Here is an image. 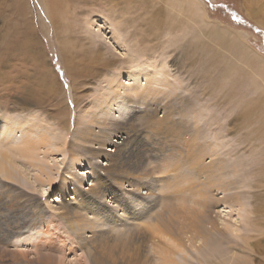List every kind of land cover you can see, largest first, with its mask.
<instances>
[{
	"label": "rangeland",
	"instance_id": "rangeland-1",
	"mask_svg": "<svg viewBox=\"0 0 264 264\" xmlns=\"http://www.w3.org/2000/svg\"><path fill=\"white\" fill-rule=\"evenodd\" d=\"M30 1L33 25L39 32L33 57L27 54L29 40L19 41L18 38L31 25L28 10L23 15L14 7L13 0H0V115L13 120L25 119L33 126L31 137L26 139L34 144L35 153L32 159L11 153L20 169L11 168L13 178L10 179L0 173L3 197H23L26 202L41 203L46 208L48 220L53 221L51 228L56 227L64 237H68L64 231L70 235L72 228L60 217L64 210L61 201L64 194L70 202L77 201L80 208L78 213L72 211L71 216L75 220L80 217L82 223H89L93 229L106 228L99 232L106 233L103 240L109 244H118L110 248L114 250L116 264H133L134 256L139 253L143 264H166L164 257L181 259L184 264L185 256L194 263L198 256L208 264H235L229 262L227 256L219 258L220 255L211 254L213 250L197 251L188 242L184 227L194 224V219L202 223L212 218L220 226H227L233 243L239 244L235 250L245 264H264V166L255 164L261 162L262 151L259 150L264 147L261 141L264 136V83L254 86L248 83L246 75L237 80L231 74L237 68L236 72H256L258 67L244 65L240 54L222 59L212 50H195L202 43L199 37L186 33L183 28L172 32L164 19L166 14L156 19L158 30L152 34L148 32L146 29L151 27L143 23L165 8L158 0H150L145 22L138 6L129 7L127 14L117 19L115 14L77 10L69 14L68 27H60L58 32L51 27L49 33L41 31L45 16L35 0ZM198 4L212 22L241 34L246 50L264 59V0H198ZM89 18L93 19V27L87 25ZM47 24L50 26L49 20ZM90 32L99 36L89 38ZM145 36L151 45L146 60L141 48L136 55L132 53L133 42H140ZM62 41L67 42L63 55L60 53ZM135 57L141 58L143 63L152 58L148 80L131 78ZM104 62L107 66H100ZM227 65L232 68L229 72ZM67 67L81 74L71 78ZM156 78L160 80L155 81ZM116 80L122 82L121 94L114 99L116 103L98 112L100 123H108L106 130L111 129L112 138L109 140H116L111 143L117 142L122 135L117 129L131 120L135 121L137 137L127 156L121 159L120 171L113 174V178L117 177L106 179L104 190L91 195L86 188L98 181L94 173L96 163L107 160L89 156L86 148L93 143L73 145L78 133L73 120L77 114H97ZM251 99L259 102L252 104ZM73 103L80 104L76 110ZM6 104L12 107L5 108ZM60 111L70 121L69 126L62 127L58 122L56 115ZM212 117L214 123H210ZM151 118L163 120L160 128L166 126V122L173 127L167 131L156 129ZM3 127L0 118V130ZM174 128L176 134L170 133ZM20 135L15 133L10 145L19 142ZM65 139V144H54ZM184 140L192 144V149ZM108 148L112 147L106 144L103 150ZM226 157L235 161L233 166L237 169L227 168L222 173L218 163ZM251 163L255 165L249 168ZM230 177H235L237 182L229 185L228 193H237L238 197L221 204L225 193L215 188L206 190V186L220 179L229 183ZM77 188L84 192L76 197ZM213 194L220 199L216 204L212 203ZM27 195H30L29 200ZM97 223L100 228L95 225ZM142 229H146L151 238L143 245L136 241ZM152 235L156 239L153 240ZM168 238L175 243L185 242L191 254L179 252L176 244L173 249L178 254L164 253ZM122 242L127 247H122ZM247 248L249 256L242 251ZM41 251L42 257L55 264L62 255L58 251ZM66 251L70 262L76 259L82 264H92L88 247L73 245V249L66 248Z\"/></svg>",
	"mask_w": 264,
	"mask_h": 264
},
{
	"label": "bare ground",
	"instance_id": "bare-ground-1",
	"mask_svg": "<svg viewBox=\"0 0 264 264\" xmlns=\"http://www.w3.org/2000/svg\"><path fill=\"white\" fill-rule=\"evenodd\" d=\"M158 1L165 4L164 5L165 8L160 9L159 11L154 13L153 19H149V20L147 19L145 22L144 20L146 19V17L144 16L149 11L148 8H149V5H151L150 0H142L139 2L136 0H35L37 4V8H39L42 11L41 13H43L45 16L44 18L45 20L42 19V23H41V31L44 33H49L51 27L53 31L54 29H56L58 32V29L60 27L63 28L67 26L68 24L66 23L68 22L66 21H68V17H70L69 14L71 12L75 13V11L77 10H80L82 13L87 12L90 14L93 13L94 11L106 13V14L109 13L110 15L115 14L116 15L115 19H117L120 17L122 18L124 14H127V12L129 11V7L133 8V6L134 7L138 6L142 11L139 15L141 16V19L145 22L143 24L145 26L147 25L151 27L150 30L146 29L150 33L151 32L154 33V31L158 30V26H157L158 23L156 19L159 18L161 14H166L165 18L164 17L163 18L167 20V23H169V29L172 32L175 30L182 31V28H183L186 33L190 32L192 34H196L199 37L198 41L202 43H199V45L196 46L195 50L197 51L201 50L202 52L212 50L218 57L222 59L226 58L227 56H235L236 54H240L242 55L241 59L244 65L246 66L251 65V66L258 67V69L255 68L256 72H249L248 70H241L239 72H236V70L239 68L233 70L231 74L233 75L235 79L239 80L241 75L242 76L246 75L247 81H249L248 83H250L251 85L261 86L260 84L264 83V78H262V76L264 75V59L262 58V56L260 54H257V53L255 54L251 52L249 49L246 50V46L243 42L244 38L241 34L237 32L232 33L230 30L225 29L224 27H221L219 24L215 22H212L207 17L204 10L201 9L200 5L198 4V0L197 1L196 0H158ZM13 2H14V7L18 9V11L22 12L23 15H25L24 13L27 12V10L31 14V18H29L30 14L27 12V14L29 15L28 19H31V25H28L24 34H22V36H18V38L20 39L19 41H23V40L27 41V39L29 40L30 50H27V54L33 57L35 53L33 47L37 49L36 48L37 41L35 39L39 38L38 36L39 32L33 25V21H32L33 9L30 4L31 1L30 0H13ZM91 19L92 18L87 19L88 21L86 20L87 25H89L88 27H93V24H92L93 19L92 20ZM48 20H49L50 26H48L47 24ZM135 20H138V19L135 18ZM135 32L137 33V31L136 30L134 31L133 33L134 36H136ZM144 33H141L143 37H144ZM94 35L92 32H90L89 38L93 39V37L96 38L97 36H99L98 34H96L95 36ZM210 37H212L215 41L212 40ZM62 42H63L62 43L63 45H60V53L63 55L67 49V42L66 41H62ZM94 42L95 40H93L92 43ZM138 44L140 45L139 47L137 46ZM138 48L142 49L143 51L142 57L143 59L146 60L147 51L151 50L149 39L146 36L140 42H135V41L133 42L132 44L133 52L132 53L136 55L139 52ZM69 52L72 54V51H68V53ZM151 59L152 58H148V61L143 63L141 62L142 61L141 58L135 57V62H133L135 63L134 64L135 68L133 69V71H131V74H130V76H132L131 78L133 79L134 77L136 79V78L145 77V80H148L147 77H151V75L148 74V72H151V70H149L151 67V64L149 63ZM243 64L241 66H244ZM101 65L102 67L107 66V62H104L103 64L100 63V66ZM78 66H81L80 63ZM155 67L156 66L154 64V68ZM240 69H243V68H240ZM67 70H68L69 75H71L70 76L71 78L73 77L75 78L79 76L78 74H81V72L79 71L77 72L76 70L73 71L74 69L72 67L71 68L67 67ZM226 70L228 72L231 71L232 70L231 66L227 65ZM258 78H260L261 83L259 82ZM159 80H160L159 78H156L155 81H159ZM168 84H170L169 81H168ZM121 85H122V82L118 80H116L113 83L112 90H110L109 94L107 93V95H105L106 102L100 104L99 108L97 109V114L91 113V115H89L85 113V114H80L78 116V114L76 113L77 115L74 116L75 117L73 120V123L75 124L74 128H77L76 130L78 133L75 136L76 139L73 142V145H77V144L84 145L88 142L93 143L92 144L93 146H88L86 148L89 156L91 158L94 157L97 160L101 158H104L107 160V162L105 163H101V164L99 162L96 163V168L94 170V173L98 176V179H97L98 181H96V183H91L90 184L91 186L86 188L87 190L90 189L89 193L91 195H96L98 192L100 193V191L104 190L103 187H105L104 184H105L106 179L114 180L117 177L116 176L113 178V174L116 172L118 174V172L120 171L119 169L121 168V159L127 156L128 150L130 146L132 145L133 140L136 139L137 137L135 136V131H137L135 121L131 120L129 122H126L123 126L117 129L119 131L117 132L122 135L119 136L120 138L117 142L111 143V141H116V140H109L112 138H111V129L106 130L108 126L106 124L108 123L106 121H104L103 123H100L101 117L100 115H98V112L102 111L105 107H109L110 103H116L114 99L118 98V96L121 94L120 89L123 87ZM132 89H135V87H132ZM258 102H259L258 99H251L252 104L258 103ZM262 104L263 103H260V105ZM79 105H80L79 103H73L74 109L76 110V108L79 107ZM4 107L10 108L12 106L11 104H6ZM66 109H69V108L67 107ZM61 113L62 112L60 111L56 115L58 122L60 123V125H62V127L69 126L70 121L67 118H65L64 115L62 116ZM0 118H2L4 122V127L0 130V136H1L0 138V173H4L6 175V178L10 179V178H13V173L11 171V168L16 171H19L20 169V166L18 167L15 160L12 158L11 153L13 154L17 153V154L22 155L23 157H29L30 159L34 157L35 153L32 150V146L34 144L31 141H29V139H26L27 137H31V132H33L32 130L33 126L30 125V123L28 124V121H26L25 119L13 120L12 117L10 116L5 117L4 115H0ZM162 121L163 120H161V118L160 119L153 118L151 121L152 126L155 127L156 129H161V131H167L173 127L172 124L168 125V123L166 122V126L164 124L165 127L162 125V127L160 128ZM210 123H214V117H212V119L210 120ZM18 132L21 134L20 135L21 140L13 145H10L12 143L11 139L14 137V134ZM169 132L172 134H176L177 129L174 128L172 131H169ZM198 132L200 133V130H196V133ZM216 134H218V130H216ZM178 135L176 136L177 138H178ZM184 141L189 146V149L190 148L192 149V147H190L192 146V144L187 140H184ZM261 141L262 143L264 142V136L261 139ZM58 143L65 144L66 139L64 141L54 142V144H58ZM108 143L111 145H109ZM106 144L107 146H111L112 148H108V150H103ZM259 151H262L261 162H256L255 164L264 166V163H263L264 162V147H262ZM193 154L194 152L192 153V155ZM223 159L224 160H222L221 163H218L219 164L218 169L222 173L227 168H231L232 170L237 169L236 166H233L235 164V161H230L229 158L227 157ZM248 163L249 162H247V164ZM255 164L251 163L249 165V168H252ZM198 169H200V167ZM39 170L44 172V169L42 167H40ZM210 171L211 170H209V172ZM215 172L216 171H214V173ZM72 178L74 179L75 177L73 176ZM220 180L221 181L216 182V184L214 181V185H212L211 182H208V183L206 182L208 181L207 179L205 181V183H207L206 190H210V189L213 190V188H215V189L220 190L221 193H225L223 195L224 200L221 204H224L225 201L227 203L228 201H231L232 199L235 200L238 197V194L228 193V191H230L231 189L229 185L237 182L235 177H230L229 183H226L225 180L224 181H222V179ZM79 185L80 187H82V183L80 181H79ZM200 185L203 187L202 183H200ZM82 192L84 191H82V189L80 190V188L75 189L76 197ZM214 194L212 198L213 201L212 199L211 201L213 204H216L220 201V199H217L216 195ZM29 197L30 195H27L26 199L29 200ZM73 197L75 198V196ZM69 200L70 199H67V197H65V194H64V200L61 201L63 203L62 208L64 210H62L63 212L61 213L60 217L65 219L66 225H68L69 228H72L70 230L71 236L68 234V231L67 232L64 231V233L68 235V237L67 236L64 237L62 233L57 232L58 230L56 229V227H54L53 229L51 228L53 221L51 218H49L48 220V214H47V211L44 205H41V203H38V202L36 203L26 202L24 201L23 197L10 199L8 197H3V194L0 193V264H55L54 262H50L51 260L50 261L47 260L46 257H42L41 253L43 252L41 250H46V251L49 250V252L58 251L59 253H61L62 255L59 257V261L57 264H76V262H78V264H82L76 259L72 260L71 262L70 260H68L66 248L73 249V245H78L81 247L83 246L88 247L90 249V252L92 253V264H116L114 250H110V248H113V246L118 245V244L111 245L109 244V241L103 240V237L106 235V233L104 232L101 233L99 231L106 229V228H104V226L103 228L102 227L100 228L99 222H98L99 224L98 223L95 224L96 226L99 225L100 229L97 230L96 228L93 229V227L90 226L89 223H82L83 221L81 222L79 220L80 217L76 220L73 219L70 213H73V212L78 213L77 210L80 207L78 206L77 201L76 202L71 201L72 202L71 203ZM99 219L100 218H98V220ZM100 220L102 221L103 219H100ZM95 221L97 222V220ZM194 221H195L194 224L187 225L186 227H184V234L187 237V240L188 242H190V245L192 247H195L197 251H200L202 249L211 250V251L213 250L211 254L220 255L219 258L223 256H227L230 258L228 260L229 262H232L235 264H245L244 261L242 260V256L239 253V251L235 250V248L238 249L237 245L239 244L233 243L234 241L232 237L229 235L230 232L228 231L227 226L226 227L220 226L219 222H217L215 218H212L208 222L204 219L202 223H200L201 220L198 222L194 219ZM87 224H88V227H84ZM145 230L141 231L140 233H142V235L136 239V241L138 243L141 242L142 245L144 242L151 239L149 236H147V232ZM86 232L88 233L91 232V234L88 236L86 235ZM170 234L168 236H170ZM152 237H153V240L156 239L155 236L152 235ZM59 242L61 243L60 246H58ZM197 242L199 243V245H197ZM130 244H132V242ZM174 244H176V248H178L179 252H183V253L186 252L188 254L190 253L189 252L190 250H188L185 242L177 243L176 241L175 243L172 241L171 238H168L165 243L166 246L164 249L165 250L164 253H167V254L171 253L173 255L178 254V252H175L173 249ZM121 245L124 248L125 246L127 247V244H125L124 242H122ZM101 249H104V250L101 251ZM242 251H245L246 255L248 256L249 254H251L248 248L243 249ZM141 256L142 255L140 253L134 256L133 264H143V260ZM180 257L182 258L183 256H180ZM195 258L197 260L196 263L188 260L185 256L184 260L186 261V263L184 264H197V263L208 264L205 262V260L200 259L198 256ZM162 259L166 264H182L183 263V262L182 263L180 262L183 260L177 259V258L176 260L175 258H172L169 260L167 259V257L166 258L164 257Z\"/></svg>",
	"mask_w": 264,
	"mask_h": 264
}]
</instances>
